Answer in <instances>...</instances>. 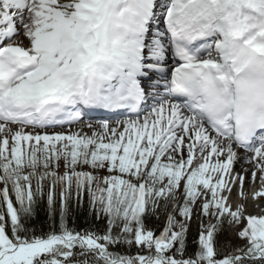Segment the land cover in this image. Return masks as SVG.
I'll return each mask as SVG.
<instances>
[{
    "label": "snow or ice",
    "instance_id": "6c2138e0",
    "mask_svg": "<svg viewBox=\"0 0 264 264\" xmlns=\"http://www.w3.org/2000/svg\"><path fill=\"white\" fill-rule=\"evenodd\" d=\"M261 202L264 0H0V264H264Z\"/></svg>",
    "mask_w": 264,
    "mask_h": 264
},
{
    "label": "bare ground",
    "instance_id": "6f19581e",
    "mask_svg": "<svg viewBox=\"0 0 264 264\" xmlns=\"http://www.w3.org/2000/svg\"><path fill=\"white\" fill-rule=\"evenodd\" d=\"M261 206L262 207H264V202H262L261 203ZM249 212H251V213H253V214H259V212H260V209H258V208H255L252 204H251V202L249 203Z\"/></svg>",
    "mask_w": 264,
    "mask_h": 264
},
{
    "label": "trees",
    "instance_id": "16d2710c",
    "mask_svg": "<svg viewBox=\"0 0 264 264\" xmlns=\"http://www.w3.org/2000/svg\"><path fill=\"white\" fill-rule=\"evenodd\" d=\"M81 223H82V221H81ZM195 229L193 228V231H194Z\"/></svg>",
    "mask_w": 264,
    "mask_h": 264
},
{
    "label": "rangeland",
    "instance_id": "374dc122",
    "mask_svg": "<svg viewBox=\"0 0 264 264\" xmlns=\"http://www.w3.org/2000/svg\"><path fill=\"white\" fill-rule=\"evenodd\" d=\"M262 203V202H261Z\"/></svg>",
    "mask_w": 264,
    "mask_h": 264
}]
</instances>
